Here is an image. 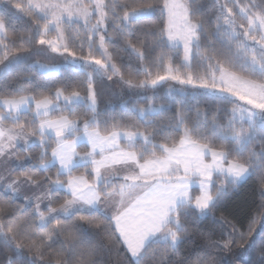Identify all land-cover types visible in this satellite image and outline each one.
<instances>
[{
	"label": "snow or ice",
	"instance_id": "snow-or-ice-1",
	"mask_svg": "<svg viewBox=\"0 0 264 264\" xmlns=\"http://www.w3.org/2000/svg\"><path fill=\"white\" fill-rule=\"evenodd\" d=\"M5 4L0 264H264V0Z\"/></svg>",
	"mask_w": 264,
	"mask_h": 264
},
{
	"label": "trees",
	"instance_id": "trees-1",
	"mask_svg": "<svg viewBox=\"0 0 264 264\" xmlns=\"http://www.w3.org/2000/svg\"><path fill=\"white\" fill-rule=\"evenodd\" d=\"M5 7H7L5 0H0V10H3ZM259 202L260 197L256 182L254 180L249 181V183L241 190L240 195L235 199V203L232 207V215L236 216L240 219L241 223L246 225L248 217L254 214ZM257 219H259V217H257ZM260 234L261 228L259 224H257L255 231L249 237V243L255 242L257 250L259 247ZM187 247L188 246L186 245L183 249H181V251H185ZM237 253H240L241 257L244 259H250L254 255L251 250L245 252L244 249L237 248L233 249L232 252L223 253V256L226 260H231L232 264H237Z\"/></svg>",
	"mask_w": 264,
	"mask_h": 264
}]
</instances>
